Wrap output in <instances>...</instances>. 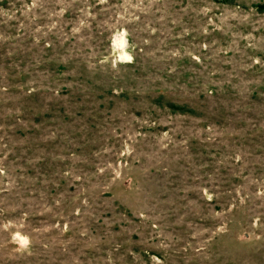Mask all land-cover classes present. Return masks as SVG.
<instances>
[{"label": "rangeland", "instance_id": "374dc122", "mask_svg": "<svg viewBox=\"0 0 264 264\" xmlns=\"http://www.w3.org/2000/svg\"><path fill=\"white\" fill-rule=\"evenodd\" d=\"M0 264H264V0H0Z\"/></svg>", "mask_w": 264, "mask_h": 264}, {"label": "trees", "instance_id": "16d2710c", "mask_svg": "<svg viewBox=\"0 0 264 264\" xmlns=\"http://www.w3.org/2000/svg\"><path fill=\"white\" fill-rule=\"evenodd\" d=\"M3 8H6V4L0 5ZM260 10H264V4L259 6Z\"/></svg>", "mask_w": 264, "mask_h": 264}]
</instances>
